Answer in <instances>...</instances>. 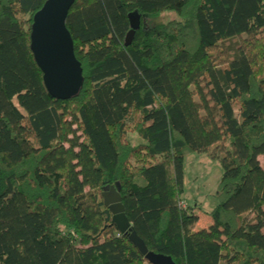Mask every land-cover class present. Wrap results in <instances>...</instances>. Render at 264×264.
Returning a JSON list of instances; mask_svg holds the SVG:
<instances>
[{"label":"trees","instance_id":"1","mask_svg":"<svg viewBox=\"0 0 264 264\" xmlns=\"http://www.w3.org/2000/svg\"><path fill=\"white\" fill-rule=\"evenodd\" d=\"M46 1L0 0V264H148L111 226L116 184L148 253L264 264V0H74L65 102L29 51ZM187 153L222 172L205 229L182 200Z\"/></svg>","mask_w":264,"mask_h":264},{"label":"water","instance_id":"2","mask_svg":"<svg viewBox=\"0 0 264 264\" xmlns=\"http://www.w3.org/2000/svg\"><path fill=\"white\" fill-rule=\"evenodd\" d=\"M74 0H48L32 18L29 51L42 75L47 95L56 102H65L78 95L82 87V71L73 53V42L65 22ZM130 31L124 39L129 47L139 29V16H128ZM120 188H104L101 194L103 206L111 215V226L125 237L127 242L148 264H172L170 259L148 253L124 216L119 197Z\"/></svg>","mask_w":264,"mask_h":264},{"label":"rangeland","instance_id":"3","mask_svg":"<svg viewBox=\"0 0 264 264\" xmlns=\"http://www.w3.org/2000/svg\"><path fill=\"white\" fill-rule=\"evenodd\" d=\"M174 14H163L158 22L165 23L175 20ZM157 22V21H156ZM264 165V158L259 159ZM222 172L219 164L209 159L206 155L187 153L183 158V193L182 200L186 207H195L198 215L196 227L205 229L209 222V213L216 206L214 193L221 178ZM229 255L225 252L222 264H234L229 261Z\"/></svg>","mask_w":264,"mask_h":264},{"label":"crops","instance_id":"4","mask_svg":"<svg viewBox=\"0 0 264 264\" xmlns=\"http://www.w3.org/2000/svg\"><path fill=\"white\" fill-rule=\"evenodd\" d=\"M209 224V222H207V225ZM197 228V227H196ZM199 228V227H198ZM199 229H201V228H199Z\"/></svg>","mask_w":264,"mask_h":264}]
</instances>
